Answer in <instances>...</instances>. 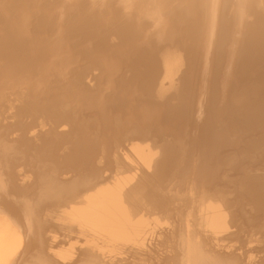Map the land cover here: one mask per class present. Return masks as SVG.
<instances>
[{"label": "bare ground", "instance_id": "6f19581e", "mask_svg": "<svg viewBox=\"0 0 264 264\" xmlns=\"http://www.w3.org/2000/svg\"><path fill=\"white\" fill-rule=\"evenodd\" d=\"M4 112L0 264H264V0H0Z\"/></svg>", "mask_w": 264, "mask_h": 264}, {"label": "rangeland", "instance_id": "374dc122", "mask_svg": "<svg viewBox=\"0 0 264 264\" xmlns=\"http://www.w3.org/2000/svg\"><path fill=\"white\" fill-rule=\"evenodd\" d=\"M82 66H84V63L82 64V63H80V64H78V65H75V67H73L74 69L76 68H82ZM78 68V69H79ZM59 82H58V80H55L54 82H52V84L51 85H54V84H58ZM17 91V90H16ZM16 91H15V93H16ZM19 91V90H18ZM21 91V90H20ZM47 92L49 91V88H47V90H46ZM14 93V92H13ZM73 107H76V105H73ZM6 112H4V113H0V121L1 120H3V117H5L4 119H5V121L3 122V127L2 128H4V130H6L7 132H6V134H7V136H6V134H5V140H6V142H8L9 140H11V139H13V138H15V137H13V136H21L22 135V139H25V140H28L29 139V137H32V135L34 134H32V132H34L35 130H37V131H35V133H37L38 132V128H37V126H32L33 128H31L30 130H32V131H29L28 132V130L29 129H27V127L25 128V122L27 121V118L26 119H23V118H21V119H19V121L18 120H14L13 121V119L10 117V116H8L7 115V113L5 114ZM4 115V116H3ZM3 116V117H2ZM2 117V118H1ZM11 118V119H10ZM7 119H8V121H7ZM11 121H10V120ZM23 119V120H22ZM74 119H76V118H73V120ZM13 121V122H12ZM22 121V123H20ZM9 124H11V125H9V127H8V125ZM16 125H18L19 127H17L16 129H18V130H20V126H21V128H24V130H21V132L19 133V131L18 130H16L15 129V126ZM8 127V129H9V131H8V129H6ZM15 129V131H14V129ZM11 129V130H10ZM12 129H13V131H14V133H13V131H12ZM26 129V130H25ZM35 129V130H34ZM18 133H17V132ZM251 131V132H250ZM250 131H244L243 133H249L250 134V137L248 138H245L243 141H241V143L238 145V146H236L237 148V153H236V155L237 156H241V155H243V153H246V155L248 156V159H250L251 160V158H252V160H256V156H253L254 155V150H255V152H257L256 150H257V148L256 149H253L254 147H253V143H254V139L253 138H251V134H252V130H250ZM12 132V134H10ZM9 133V134H8ZM31 133V134H30ZM25 134V135H24ZM28 134H30V135H28ZM13 135V136H12ZM28 135V136H27ZM10 136H12V137H9ZM8 137V138H7ZM8 140V141H7ZM241 145V146H240ZM247 148H246V147ZM249 146V147H248ZM239 147V148H238ZM244 147H245V149H244ZM230 148V147H229ZM246 149H247V152H246ZM245 150V151H244ZM241 152V153H240ZM231 154H233V152L231 151L230 152ZM230 153H228V154H230ZM253 153V154H252ZM230 154V155H231ZM250 154H252V155H250ZM229 155V156H230ZM254 158V159H253ZM253 166V169L251 168ZM254 167H256V168H254ZM261 166H255V165H251L250 164V171H253V170H255V171H257L258 170V168H260ZM252 169V170H251ZM240 190H237V192L238 193H240L239 192ZM231 193H233L234 191H230ZM252 216V215H251ZM257 217H259V216H257ZM262 217V216H261ZM252 218V217H251ZM260 218V217H259ZM253 219V218H252ZM254 219H256L257 220V218L256 217H254ZM260 220H261V218H260ZM258 229V230H257ZM260 225H255L252 229H250V227L248 228V230L249 231H246V233L244 232V236H246V237H248V238H250L251 236H255V235H258V234H260ZM251 234V235H250ZM251 241H249V244L248 245H250L251 246V244L252 245H254L255 243H253V242H251ZM45 250V249H44ZM262 250H263V252H262ZM260 251V252H259ZM163 253H165V259H166V261H165V264H170V263H172V261L170 260L171 259V255L173 254L172 253V251L171 252H168V250H166L165 252H163ZM167 253V254H166ZM169 253V254H168ZM255 253H257V255H259L260 257H263L264 256V248H261V249H258V252H255ZM262 253V254H261ZM167 255H168V257H167ZM258 256H256V258H257ZM163 258V259H164ZM132 260H134V261H132ZM132 260L131 261H129V263H135V262H137V259L136 258H132ZM136 260V261H135ZM169 260V261H168ZM243 260V259H242ZM139 262V261H138ZM147 263L146 264H148V263H150V264H158L157 263V261L155 260V261H152V262H149V261H146ZM24 263V262H23ZM246 264V263H245ZM254 264H257V263H254Z\"/></svg>", "mask_w": 264, "mask_h": 264}]
</instances>
